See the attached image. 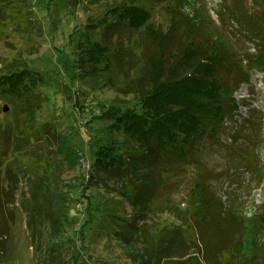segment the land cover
I'll list each match as a JSON object with an SVG mask.
<instances>
[{
    "label": "rangeland",
    "instance_id": "rangeland-1",
    "mask_svg": "<svg viewBox=\"0 0 264 264\" xmlns=\"http://www.w3.org/2000/svg\"><path fill=\"white\" fill-rule=\"evenodd\" d=\"M121 1L24 0L23 34L0 22V264H208L202 238L220 248L209 251L217 264H264V66L246 61L264 48L253 36L264 32V0L135 1L148 13L144 23L163 31L175 9L201 15L196 24L211 38L193 25L191 36L209 47L229 45V61L249 75L234 92L235 117L200 142L193 158L169 161L157 175L140 169L137 178L153 177L142 189L160 185L141 210L128 198L138 179L108 171L114 167L97 164L95 154L117 149L120 122L139 110L138 97L123 88L136 75L127 64L132 54L143 64L142 30L121 25L112 37L123 69L96 64L88 50L103 25L116 21L111 11ZM224 2L252 27L217 16ZM3 78L20 80L23 90L13 92ZM205 188L209 211L220 202L228 231L219 213L204 215Z\"/></svg>",
    "mask_w": 264,
    "mask_h": 264
},
{
    "label": "trees",
    "instance_id": "trees-1",
    "mask_svg": "<svg viewBox=\"0 0 264 264\" xmlns=\"http://www.w3.org/2000/svg\"><path fill=\"white\" fill-rule=\"evenodd\" d=\"M70 1L73 4L78 0ZM135 1L122 0L112 9L116 21L103 25L99 40L89 44L88 50L92 52L90 60L96 64L102 61L107 64L113 62L123 69L122 55L112 37L121 25H126L133 31L142 30L140 38L143 52L139 61L142 59L143 64L139 66L137 58L132 54V63L128 59L127 64L129 68L137 70L136 75L123 88L124 93L138 97L139 110L132 108L120 122L118 128L121 129L123 140L117 149L105 147L95 153L98 156L97 164L107 163L106 166L114 167L108 171L131 172L133 177L141 178L142 167H147V173L153 174L155 171L157 175L156 171L164 168L161 166H167V162L176 161L180 164L189 161L200 142L217 137L223 129L224 120L235 117L238 105L233 95L241 84L249 80V75L247 71L244 74L238 70L236 60L229 61V45L215 41L209 47L205 46V40L191 36L189 31L193 26L200 34L210 36V29H205L207 32L203 33L205 31L196 24L201 15L188 18L175 9L170 27L163 31L150 26L148 22L144 23L148 13L137 7ZM230 4L226 2L225 5H220L217 16L228 13L236 24H249L252 27L250 19H246L248 15L242 14L239 9L235 11ZM24 6V0H0V22L6 31L10 29L12 35L20 36L28 28V11ZM253 36H256L260 44L264 43V32L263 35L260 32ZM256 50L246 61L264 66V63L259 62L264 48L261 46ZM225 68L232 75L225 74ZM24 77L25 74L21 80ZM2 83L15 93L23 90L22 82L18 79L3 78ZM28 99L31 103L32 98ZM17 154L19 159L22 154ZM140 178L128 187L131 192L128 198L139 210L145 209L152 199L158 197L160 189L158 183L142 189L153 181V177ZM203 193L206 197L201 201L204 215L210 219L213 213H219L221 228L228 231L232 224L225 211L220 212V202L214 201V208L209 211L210 192L205 188ZM201 241L204 260L208 264H217L209 251L214 253L220 248L204 243L203 238Z\"/></svg>",
    "mask_w": 264,
    "mask_h": 264
}]
</instances>
